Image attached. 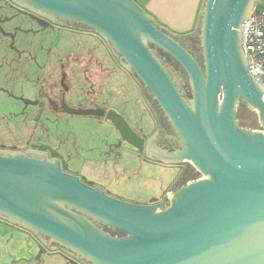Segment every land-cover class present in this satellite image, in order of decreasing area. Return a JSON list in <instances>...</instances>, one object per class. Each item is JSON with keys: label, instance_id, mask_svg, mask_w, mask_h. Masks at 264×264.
I'll return each mask as SVG.
<instances>
[{"label": "water", "instance_id": "water-1", "mask_svg": "<svg viewBox=\"0 0 264 264\" xmlns=\"http://www.w3.org/2000/svg\"><path fill=\"white\" fill-rule=\"evenodd\" d=\"M23 1L106 39L181 139L183 148L168 160L187 161L202 177L162 205L139 206L91 189L54 164L0 158V213L91 264H264V89L242 50L253 0L202 1L193 33L200 34L204 72L179 44L181 34L161 27L132 0ZM144 40L185 70L190 103ZM240 102L263 131L239 126ZM105 120L118 130L112 118ZM62 206L124 236H109Z\"/></svg>", "mask_w": 264, "mask_h": 264}, {"label": "flooded vegetation", "instance_id": "flooded-vegetation-1", "mask_svg": "<svg viewBox=\"0 0 264 264\" xmlns=\"http://www.w3.org/2000/svg\"><path fill=\"white\" fill-rule=\"evenodd\" d=\"M258 2L253 0L250 15ZM178 42L204 72L199 32L181 34ZM144 43L190 103L189 78L182 66L157 45L148 40ZM239 107L236 118L255 114L242 102ZM107 116L117 123L118 130L105 120ZM79 121L97 123L102 133L94 145L76 141L77 148L72 149L56 129L73 127ZM0 126L15 129L8 133L9 144L0 142V158L54 164L91 189L125 203L162 205L166 197L202 177L189 162L175 164L168 160L183 148L181 139L156 99L134 74L127 72L125 61L106 39L23 0H0ZM73 160H78L79 168H72ZM126 160L166 171L165 189L153 197L145 192L144 201L121 197L108 184L122 181L119 175L134 173ZM62 207L109 236H124L86 214ZM15 220L0 213L2 245L11 242V236H19L30 244L35 260L48 253L60 254L70 264H91L46 236L18 228ZM1 253L5 259L10 258L9 252Z\"/></svg>", "mask_w": 264, "mask_h": 264}, {"label": "rangeland", "instance_id": "rangeland-1", "mask_svg": "<svg viewBox=\"0 0 264 264\" xmlns=\"http://www.w3.org/2000/svg\"><path fill=\"white\" fill-rule=\"evenodd\" d=\"M240 107L237 106V112L240 113ZM244 116V115H243ZM254 116L256 115H248L247 118L242 117V127L251 130H260L263 131L260 128V125L257 121L256 117V123L254 122ZM255 123V124H254ZM254 125V126H253ZM101 126L97 125V123L90 122H77L73 127L72 126H60V128H57L56 131L58 134L63 136L66 144H68L69 148H77V143L79 142V145H94L98 137H100L101 132ZM15 131L14 128H7L4 126H0V142L3 144H9L11 136L8 135L9 132ZM103 131L106 130L103 128ZM106 133V132H105ZM85 145V146H86ZM71 149V150H72ZM79 153H81L79 151ZM81 155V154H80ZM89 160L90 158H85ZM131 163V164H130ZM137 162V160L132 161H125L126 165H131L134 171L129 172L128 174H122L119 175V179H122V181L117 180L116 182L112 184H108L112 190L117 192L121 197L126 198L128 200H137V201H144L147 198H144L145 195H143L145 192H150V196H157L158 193L163 191L165 189L163 186L167 183V173L164 170H161L159 168H150L147 166L141 167ZM75 166L79 168L80 164L78 160L72 161V168L75 169ZM112 176V175H111ZM89 177L94 180H99V177L95 175H90ZM109 177V176H107ZM104 176V178H107ZM107 179L106 182L107 183ZM22 238L19 236H11V242L7 241L5 244L3 241H0L1 247H0V264H70L68 263L63 256L60 254H48L43 253L38 260H35V254L34 250H29L30 244L26 241H21ZM9 252L10 258L5 259L3 257V254L1 252Z\"/></svg>", "mask_w": 264, "mask_h": 264}, {"label": "crops", "instance_id": "crops-1", "mask_svg": "<svg viewBox=\"0 0 264 264\" xmlns=\"http://www.w3.org/2000/svg\"><path fill=\"white\" fill-rule=\"evenodd\" d=\"M161 27L176 34H192L203 0H132Z\"/></svg>", "mask_w": 264, "mask_h": 264}, {"label": "built area", "instance_id": "built-area-1", "mask_svg": "<svg viewBox=\"0 0 264 264\" xmlns=\"http://www.w3.org/2000/svg\"><path fill=\"white\" fill-rule=\"evenodd\" d=\"M242 41L243 53L250 60V75L259 74L257 82L262 80L260 85L264 89V0H259L250 20L242 25Z\"/></svg>", "mask_w": 264, "mask_h": 264}, {"label": "trees", "instance_id": "trees-1", "mask_svg": "<svg viewBox=\"0 0 264 264\" xmlns=\"http://www.w3.org/2000/svg\"><path fill=\"white\" fill-rule=\"evenodd\" d=\"M237 119H238V121H239V123H240V126H242V125H243L242 123H244V122L242 121V117H238ZM254 119H255L254 122L256 123V117H255V116H254ZM255 123H254V124H255ZM253 126H254V125H253Z\"/></svg>", "mask_w": 264, "mask_h": 264}]
</instances>
